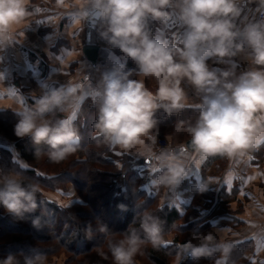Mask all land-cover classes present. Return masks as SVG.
Instances as JSON below:
<instances>
[{"label":"clouds","instance_id":"1","mask_svg":"<svg viewBox=\"0 0 264 264\" xmlns=\"http://www.w3.org/2000/svg\"><path fill=\"white\" fill-rule=\"evenodd\" d=\"M28 3L0 0V52L12 45L14 32L25 26ZM247 3L256 4L262 16L239 24L241 0H54L56 9L73 10L81 21L98 25L100 38L118 48L138 69H126L115 60L100 70L90 93L95 137L124 150H136L141 157L155 155L153 130L160 123L158 112L163 111L165 118L178 117L192 107L187 91L191 88L199 101L195 105L198 113L194 121L178 120L176 131L188 134L195 155L231 159L254 149L264 135V0ZM173 14L182 27L178 43L154 34L150 27L151 22L164 23ZM238 57L247 63L243 71H238ZM209 60L223 67H211ZM134 75L150 78L155 90ZM34 100L31 106L12 109L18 115L14 134L30 138L37 158L46 156L59 164L77 152L80 136L73 119L57 118V113L78 109L82 97L59 86L38 98L34 95ZM156 159L160 173L152 182L175 191L188 175L186 161L166 154ZM206 189L203 183L198 185L199 191ZM38 195L42 197L43 191L37 180L0 168V206L7 213L25 219L36 212ZM118 208L127 210L123 204ZM32 225L39 229L40 217ZM83 232L89 240L97 233L103 235L98 255L103 259L110 255L112 264H137L136 257L148 245L158 250L165 243L163 222L148 209L137 213L126 231L112 232L99 222L95 230L89 223ZM233 247L211 232L194 231L191 239L178 246L174 264L189 258L228 264ZM0 264H49L48 253H9Z\"/></svg>","mask_w":264,"mask_h":264},{"label":"crops","instance_id":"2","mask_svg":"<svg viewBox=\"0 0 264 264\" xmlns=\"http://www.w3.org/2000/svg\"><path fill=\"white\" fill-rule=\"evenodd\" d=\"M241 9L237 23L256 19L259 10L256 4L241 0ZM28 11L30 15L25 26L14 32L12 45L0 52V109L13 111L21 106H31L35 102L34 95L38 98L49 88L59 86L75 89V94L81 96L83 102L91 97L100 70L115 60L138 72L130 58L100 38L98 25L92 21H81L75 11L56 9L54 0H29ZM150 27L154 34L178 43L182 27L175 14L164 23L151 22ZM85 45L96 46L94 62L84 53ZM236 59L238 71H243L247 67L246 61L242 57ZM208 63L211 67H223L212 60ZM133 78L143 79L145 87L155 90V82L150 78L135 75ZM187 91L192 108H196L198 99L191 88ZM77 111L62 114L64 118H72ZM153 135L156 137L152 145L153 156L141 157L136 150H124L118 145H111L106 155L118 160L122 154L128 153L136 161L134 165L138 168L140 187L147 193H158L160 205L175 206L180 213L186 212L188 206L197 211L194 219L198 226H205L198 231L188 230L187 240L191 239L194 231L200 234L211 232L218 241L232 243L233 250L241 253L235 264L244 261L246 264H264V135L259 137L254 149L231 159L220 155L200 157L185 146L186 139L174 141L171 134L161 136L156 130H153ZM158 138H166L168 145L159 147ZM0 146L9 148L19 164L26 165L14 146V140L9 139L2 129ZM161 154L187 163L188 175L175 191L152 182L160 173L156 157ZM201 183L207 187L205 191L198 190ZM69 190L71 192V186ZM60 193L44 191L43 195L54 200L50 195L60 198ZM172 237L165 234V242L171 241ZM188 264L210 262L202 258Z\"/></svg>","mask_w":264,"mask_h":264},{"label":"trees","instance_id":"3","mask_svg":"<svg viewBox=\"0 0 264 264\" xmlns=\"http://www.w3.org/2000/svg\"><path fill=\"white\" fill-rule=\"evenodd\" d=\"M126 69L133 68L127 64ZM77 110L73 122L79 129L78 150L57 164L49 161L46 156L37 158L30 138H18L14 134L18 115L9 109H0V129L9 139L14 140L18 154L26 162V165H20L9 148L0 146V168L14 169L37 180L43 193L60 191L62 196L67 197L66 193L71 186L78 195L72 196L67 204L38 195L36 212L27 214L23 220L10 215L0 206V259L9 253L31 254L40 251L52 257L63 252V264H98L101 260L105 264H112L110 255L108 259L98 255L97 246L103 243V235L97 233L89 240L83 229L91 223L95 230L100 222L106 224L112 232H123L133 223L137 213L148 209L161 219L164 233L173 237L158 250L148 245L143 255L137 257L139 260L144 258L143 264H174L178 246L187 241V231H198L205 226H198L194 219L197 211L188 206L186 212L180 213L175 206L160 205L158 193H147L140 187L138 168L134 165L136 161L128 153L122 154L118 160L106 155L111 145L94 135L92 124L95 109L92 107L91 97L84 99ZM197 113V108L189 107L178 117L173 115L165 118V113L160 111L157 114L160 123L155 130L158 135H162V129H170L174 141L187 139L189 136L186 132L176 131V123L190 118L194 121ZM57 118L64 116L57 113ZM119 176L125 179L124 184L117 180ZM120 204L125 205L127 210L118 208ZM117 212V223L114 224L111 216ZM36 217L41 219L39 229L32 225V220ZM173 224L175 228L172 227ZM136 226L138 227V223ZM238 255L241 253L231 252L228 264H235ZM191 261L189 258L181 264ZM238 264L246 263L244 261Z\"/></svg>","mask_w":264,"mask_h":264},{"label":"rangeland","instance_id":"4","mask_svg":"<svg viewBox=\"0 0 264 264\" xmlns=\"http://www.w3.org/2000/svg\"><path fill=\"white\" fill-rule=\"evenodd\" d=\"M171 134V131H170V129H167V128H165L164 130L162 129V135L163 134ZM161 135V136H162ZM171 138L173 139V136L171 135ZM166 139V138H165ZM166 141H167V139H166ZM182 141V140H181ZM167 143H168V141H167ZM168 145V144H167ZM122 179H124L122 176H119L118 178H117V180L122 184ZM72 188V187H71ZM70 191V190H69ZM66 195H67V197H65V195L64 196H62V194L60 193V198H59V196H56L55 194H51L50 195V197L51 198H53L54 200H56V202H60L61 204H67V203H69L70 201H71V199L73 198V197H77L78 195H76V192L75 191H73V190H71V192H68L67 191V193H66ZM70 195V196H69ZM73 197H72V196ZM47 198H49V197H47ZM59 198V199H58ZM57 199H58V201H57ZM117 214H118V212L117 213H115V215H112L111 216V220H112V222L115 224V223H117V221H116V219H117ZM64 258H65V253H63V252H61L58 256H52V257H48V260H49V264H63V260H64ZM140 258H138V257H136V260L137 261H139L138 263L139 264H143L142 262V260L144 259V258H141V260H139ZM213 260H208V262H210V264H213V262H212ZM98 264H105L104 263V261L103 260H101Z\"/></svg>","mask_w":264,"mask_h":264},{"label":"water","instance_id":"5","mask_svg":"<svg viewBox=\"0 0 264 264\" xmlns=\"http://www.w3.org/2000/svg\"><path fill=\"white\" fill-rule=\"evenodd\" d=\"M96 46H93V45H85L83 47V51L84 53H86L88 59L91 61V62H94L96 60ZM185 146L191 150V146H190V137L187 138L185 141Z\"/></svg>","mask_w":264,"mask_h":264},{"label":"built area","instance_id":"6","mask_svg":"<svg viewBox=\"0 0 264 264\" xmlns=\"http://www.w3.org/2000/svg\"><path fill=\"white\" fill-rule=\"evenodd\" d=\"M261 16H262V12H261V10H258L257 14H256V19H260ZM157 144L159 147H166L168 143H167L166 139L158 138ZM124 182H125V179H122V184H124Z\"/></svg>","mask_w":264,"mask_h":264},{"label":"snow or ice","instance_id":"7","mask_svg":"<svg viewBox=\"0 0 264 264\" xmlns=\"http://www.w3.org/2000/svg\"><path fill=\"white\" fill-rule=\"evenodd\" d=\"M40 23H43V21H41ZM69 91H75V89H69ZM71 119H75V117H72Z\"/></svg>","mask_w":264,"mask_h":264}]
</instances>
